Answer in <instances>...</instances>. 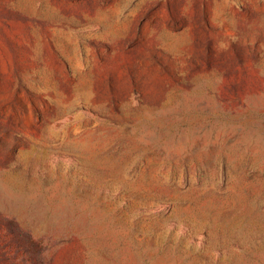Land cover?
<instances>
[{
  "label": "rangeland",
  "instance_id": "1",
  "mask_svg": "<svg viewBox=\"0 0 264 264\" xmlns=\"http://www.w3.org/2000/svg\"><path fill=\"white\" fill-rule=\"evenodd\" d=\"M0 264H264V0H0Z\"/></svg>",
  "mask_w": 264,
  "mask_h": 264
}]
</instances>
